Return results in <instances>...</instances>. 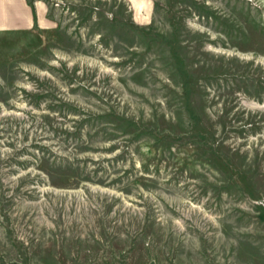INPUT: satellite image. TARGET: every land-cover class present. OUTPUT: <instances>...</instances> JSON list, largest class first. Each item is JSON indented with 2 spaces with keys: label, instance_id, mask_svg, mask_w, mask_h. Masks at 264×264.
<instances>
[{
  "label": "rangeland",
  "instance_id": "rangeland-1",
  "mask_svg": "<svg viewBox=\"0 0 264 264\" xmlns=\"http://www.w3.org/2000/svg\"><path fill=\"white\" fill-rule=\"evenodd\" d=\"M28 2L0 264H264V0Z\"/></svg>",
  "mask_w": 264,
  "mask_h": 264
},
{
  "label": "crops",
  "instance_id": "crops-1",
  "mask_svg": "<svg viewBox=\"0 0 264 264\" xmlns=\"http://www.w3.org/2000/svg\"><path fill=\"white\" fill-rule=\"evenodd\" d=\"M36 10L37 3H36ZM34 12L28 0H0V30L32 24Z\"/></svg>",
  "mask_w": 264,
  "mask_h": 264
}]
</instances>
